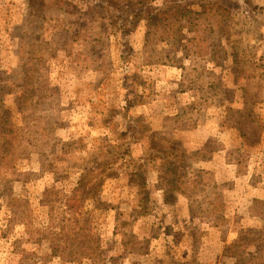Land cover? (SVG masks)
Returning <instances> with one entry per match:
<instances>
[{
    "label": "rangeland",
    "instance_id": "1",
    "mask_svg": "<svg viewBox=\"0 0 264 264\" xmlns=\"http://www.w3.org/2000/svg\"><path fill=\"white\" fill-rule=\"evenodd\" d=\"M0 108V264H264V0H0Z\"/></svg>",
    "mask_w": 264,
    "mask_h": 264
},
{
    "label": "trees",
    "instance_id": "2",
    "mask_svg": "<svg viewBox=\"0 0 264 264\" xmlns=\"http://www.w3.org/2000/svg\"><path fill=\"white\" fill-rule=\"evenodd\" d=\"M243 1L247 4H249V2H250V0H243ZM8 114H9L8 111L2 110V108H0V118L2 120V122L0 123V131H2V132H0L1 133L0 134V138H1L0 150L1 151L3 149H6V146L9 145V140L6 139L5 136L2 138V134L6 133V130H3V128L5 127L6 122L8 120V118H7ZM102 173L103 172H101V174ZM89 181H90L89 178H86L85 176L80 177L78 179V181L76 182V185L73 189V192L83 193L85 195V197H88V198L95 197V195L97 194V191H98V187H99L98 185L99 184L98 183L96 185L90 184L91 186H88ZM173 183H174L173 181H171L170 184L168 182V185H169L168 188L169 189L174 188ZM248 232L251 233V231H248ZM246 235L247 234L244 233V235L238 237V240L233 245L228 247L229 252H230V256L238 258L239 261H241V256L245 253L244 248L246 247V245H248L250 243V242H248L249 239H246ZM262 236L264 237V233H262ZM262 253H263V248L262 249H256V252L254 255H250V254L246 253V255L250 256V258L246 261V264H257L258 261H260V259L262 258Z\"/></svg>",
    "mask_w": 264,
    "mask_h": 264
}]
</instances>
